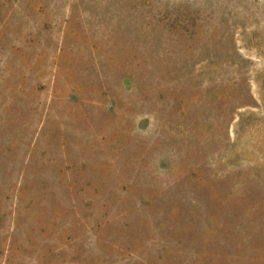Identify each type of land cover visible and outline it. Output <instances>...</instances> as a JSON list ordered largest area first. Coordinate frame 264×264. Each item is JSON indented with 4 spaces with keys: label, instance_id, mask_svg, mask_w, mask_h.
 <instances>
[{
    "label": "rangeland",
    "instance_id": "1",
    "mask_svg": "<svg viewBox=\"0 0 264 264\" xmlns=\"http://www.w3.org/2000/svg\"><path fill=\"white\" fill-rule=\"evenodd\" d=\"M0 264H264V0H0Z\"/></svg>",
    "mask_w": 264,
    "mask_h": 264
}]
</instances>
